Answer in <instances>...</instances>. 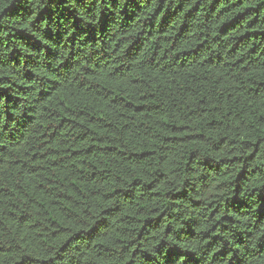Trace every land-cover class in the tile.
<instances>
[{
	"label": "trees",
	"instance_id": "1",
	"mask_svg": "<svg viewBox=\"0 0 264 264\" xmlns=\"http://www.w3.org/2000/svg\"><path fill=\"white\" fill-rule=\"evenodd\" d=\"M0 264H264V0H0Z\"/></svg>",
	"mask_w": 264,
	"mask_h": 264
}]
</instances>
